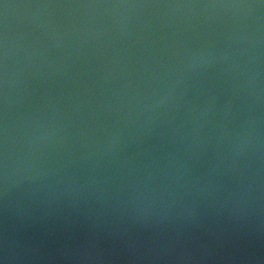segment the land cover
<instances>
[{
  "label": "water",
  "instance_id": "1",
  "mask_svg": "<svg viewBox=\"0 0 264 264\" xmlns=\"http://www.w3.org/2000/svg\"><path fill=\"white\" fill-rule=\"evenodd\" d=\"M0 264H264V0H0Z\"/></svg>",
  "mask_w": 264,
  "mask_h": 264
}]
</instances>
